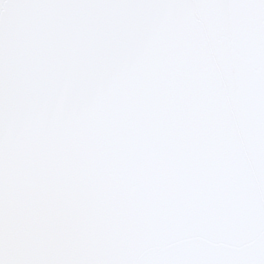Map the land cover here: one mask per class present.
<instances>
[{
    "label": "snow or ice",
    "instance_id": "6c2138e0",
    "mask_svg": "<svg viewBox=\"0 0 264 264\" xmlns=\"http://www.w3.org/2000/svg\"><path fill=\"white\" fill-rule=\"evenodd\" d=\"M0 264H264V0H0Z\"/></svg>",
    "mask_w": 264,
    "mask_h": 264
}]
</instances>
